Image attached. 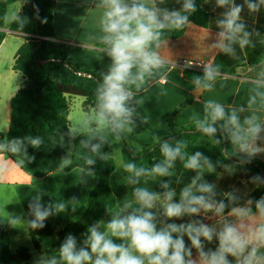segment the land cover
Here are the masks:
<instances>
[{
    "label": "crops",
    "instance_id": "0c3cea01",
    "mask_svg": "<svg viewBox=\"0 0 264 264\" xmlns=\"http://www.w3.org/2000/svg\"><path fill=\"white\" fill-rule=\"evenodd\" d=\"M15 0L5 15V25L0 27V32L6 33L5 39L0 44V117L5 118L7 125L0 134H6L10 125L12 97L26 83V78L19 71L13 69L16 52L25 42L24 35L10 29L13 20L21 13L26 0ZM54 41L66 47L69 58L81 67L94 71L104 69L108 72L111 59L107 56L105 46L101 42L103 36L100 20L104 8L101 0H54ZM151 6L152 0H146ZM235 5L242 6L240 22L245 25V31L249 33V43L264 40V2L261 0H232ZM257 4V9L251 11L248 3ZM155 3V1H154ZM156 6V5H155ZM203 7L212 15L208 26H200L193 22L187 24L185 33L175 39H164L159 48H155L163 60L159 69L145 77L144 82L137 88L130 86L133 93L131 99L134 109L132 118H139L149 124V129L137 132L133 127L127 125L121 130L129 144L137 151L149 148L163 138L168 137L172 128H185L197 126V121L205 120V105L209 102L219 103L223 106L226 118L236 111L243 123L245 117L253 114L259 117L264 127V60L255 65L241 64L233 73L218 74L211 82V88L202 89L199 96L196 94L195 80L189 78L180 67L173 66L171 62L180 58L194 60H208L214 63L217 55L222 50L216 46L220 40L219 33L224 31L219 21L224 19V13L228 6L220 7L216 0H204ZM13 9V16L9 19V13ZM243 34H237V40L231 43L233 53H243V47L239 44V38ZM228 43V41H225ZM135 69L133 72L135 73ZM165 80V81H164ZM19 81V82H18ZM92 111L97 110L93 109ZM89 117L91 112H85ZM88 131L98 128L96 121L87 120ZM225 120L217 121L228 140L230 133L224 128ZM131 128V131L128 129ZM87 132V131H86ZM84 133V132H83ZM81 134V133H79ZM74 134L73 136H76ZM257 146L264 148V131L260 133ZM0 222L3 224L10 236L11 250L20 247L33 248L29 229L34 220L30 204L39 197V203L45 207L51 206V214L43 221L50 222L56 229L60 230L66 224L78 221L82 218L88 205V196L94 186V175L82 168L76 167L67 171L61 169L44 177H36L18 166L7 154V148L0 145ZM119 149V150H118ZM117 155H113V151ZM185 151L190 157L200 152L214 165V171L208 172L203 169V181L215 185L216 200H223L229 207L225 209V215L233 206L244 205L251 200V194L256 190L257 184L252 182V177L239 168L229 166L214 150V144L206 138L188 141ZM235 152L245 157L239 148ZM111 156L116 163L115 170L110 176L112 192L116 196V206L107 212L99 222L100 230H104V224L111 220L112 215L126 201L133 200V191L137 187L147 188L149 191L162 193L163 183H168L171 189H175L179 200V192L183 187L190 184L197 175L194 170L184 169L177 173L173 168L169 176L144 175L138 178L137 183H130L132 174L125 170L126 163L122 155V148L116 147L111 151ZM252 158L264 162V151L257 153ZM162 159H154L149 170ZM231 192L236 196L235 205L229 204L225 193ZM64 204L62 211H57V204ZM253 211L255 208L252 206ZM154 211L162 212L159 205ZM219 218L213 213L201 212L196 216H184L175 220H167V223H187L192 220H201L205 224L215 225ZM163 221L162 216H158ZM98 225V224H97ZM161 226L160 223L157 225ZM52 240L51 247L56 239ZM79 245H81V237ZM115 243H121L119 239L113 238ZM187 246L191 242L187 236L184 237ZM217 241L205 242V250H215ZM50 247V248H51ZM49 248V249H50ZM46 253H48V250ZM41 250V249H40ZM38 252V251H37ZM193 257L197 255L192 249ZM49 254V253H48ZM37 256V253L34 257ZM48 261L54 256L49 255ZM56 256H60L57 253ZM33 257V258H34ZM229 259H232L229 257ZM33 260V259H32ZM28 264V263H27ZM61 264V263H59Z\"/></svg>",
    "mask_w": 264,
    "mask_h": 264
},
{
    "label": "clouds",
    "instance_id": "9594fccd",
    "mask_svg": "<svg viewBox=\"0 0 264 264\" xmlns=\"http://www.w3.org/2000/svg\"><path fill=\"white\" fill-rule=\"evenodd\" d=\"M247 2V0H246ZM264 2V0H261ZM220 7L228 6L219 21L224 31L219 33L220 40L216 44L223 52L232 54L231 43L237 40L241 47L248 44L249 33L240 22L242 6L235 5L232 0H216ZM104 8L100 25L103 36L101 42L105 46L107 56L111 59L108 72L97 90L96 122L100 128L111 127L113 131L123 130L132 123L134 109L129 107L133 97L130 86L137 88L144 82L146 76L159 69L163 60L153 48H159L161 30L165 28H180L188 22V16L180 11L161 10L152 0L149 6L146 0H101ZM184 12H194L193 0H184ZM257 4L248 3L251 11L257 9ZM228 41V43H225ZM135 69V73L133 72ZM215 78L212 67L204 69V80L195 79L196 91L211 88L208 83ZM205 120L197 121L198 128L206 135L213 136L217 132L214 127L217 121L225 120L224 128L230 133L232 143L238 146L246 160L250 161L264 148L257 146L264 127L255 114L245 117L243 123L236 111L226 118L223 106L209 101L205 105ZM131 131V128L128 129ZM20 140L12 141V151H17ZM38 138L31 139L33 147H39ZM3 147V146H0ZM173 147L168 142L161 144L162 163L155 164L150 170L137 168L134 163L125 165V170L132 174L130 183H137L144 175L169 176L174 161L183 159L181 148ZM99 145H93L96 151ZM93 163L91 159L87 161ZM186 169L194 170L197 175L191 183L179 192V200L175 189L168 183H163L162 193L137 187L133 191V200L126 201L115 211L110 221L93 225L84 241V247L77 248L76 240L68 235L62 243L59 253L64 264H264V196L255 201L253 211L252 200L244 205L229 207L223 200H216L215 185L203 181V169L214 171V165L202 153L196 152L185 162ZM259 185L264 183L259 176L252 178ZM229 204L235 205L237 197L231 192L225 193ZM162 212L154 211L157 206ZM29 207L34 215L31 222L33 228L44 227L43 221L51 214V206L45 207L39 203V197ZM64 204L55 206L57 211L64 209ZM201 212L213 213L219 219L215 225L192 220L187 223H167L184 216H196ZM158 216L164 218L158 220ZM158 223L161 226L158 228ZM187 236L191 246H187L184 237ZM121 243H115L114 239ZM217 241L215 250H205V242ZM197 255L193 257L192 249ZM231 257L232 259H229ZM43 264V262H41ZM48 264H56L53 259Z\"/></svg>",
    "mask_w": 264,
    "mask_h": 264
},
{
    "label": "trees",
    "instance_id": "16d2710c",
    "mask_svg": "<svg viewBox=\"0 0 264 264\" xmlns=\"http://www.w3.org/2000/svg\"><path fill=\"white\" fill-rule=\"evenodd\" d=\"M154 1L156 7L162 11H180L188 16V22L182 27L161 30L160 42L182 36L189 22L206 27L212 18L203 7L204 0H193L194 12L183 11L184 0ZM14 2L15 0H0V27H4L7 9ZM54 5V0H26L21 13L10 25L12 31L24 35L25 42L16 52L13 69L23 74L26 83L11 99L9 130L6 134H0V145L7 148L8 156L18 166L33 176L44 177L62 167L67 171L79 167L94 175V186L88 196L86 211L80 220L68 223L60 230L50 222H43L42 228L30 227L33 248L20 247L12 251L10 236L0 222V264L29 263L41 249L45 237L56 239L48 250L49 255L54 256L56 264H64L56 254L59 253L62 243L69 234L75 239L81 237L80 247L85 246L84 241L90 234L88 229L99 224L105 214L116 206V196L110 185L111 173L116 168L111 151L116 147L122 148L126 164L134 163L137 168L149 169L154 159L164 160L160 150L161 144L168 142L173 147L181 144L183 159L178 157L172 167L179 173L184 169V162L189 158L185 151L186 143L206 138L212 141L217 155L229 166L245 170L252 178L259 176L261 181H264V162L255 158L247 161L246 157L235 152L238 146L228 140L224 131L217 125H214L217 132L213 136L204 134L198 126L176 129L171 125L172 132L168 137L142 151L135 150L121 130L113 131L111 127L98 126L73 136L69 120V98L83 97L85 112H88V108L98 110L97 90L107 71L104 69L89 71L81 67L68 57L64 45L53 40ZM5 37L6 33L0 32V44ZM37 60L47 61L42 63ZM263 60L264 40L244 45L243 53L220 52L212 68L215 70L216 78L218 74L233 73L241 64L255 65ZM78 72L89 73L92 77L79 75ZM186 75L193 80L197 77L204 80V72L187 71ZM129 107L133 108L131 100ZM131 119L132 123L129 125L137 132L150 127L142 119ZM35 138L41 141L39 147L30 144V140ZM14 140L22 141L15 152L12 151ZM97 144L99 148L93 151V145ZM89 159L93 161L91 165L87 163ZM262 196H264V183L257 185L250 196L254 208L255 201ZM57 232H60V235Z\"/></svg>",
    "mask_w": 264,
    "mask_h": 264
},
{
    "label": "rangeland",
    "instance_id": "374dc122",
    "mask_svg": "<svg viewBox=\"0 0 264 264\" xmlns=\"http://www.w3.org/2000/svg\"><path fill=\"white\" fill-rule=\"evenodd\" d=\"M20 0L17 2L19 4ZM13 16V9L9 13V19ZM19 82V81H18ZM83 97L72 96L69 98V120L71 123L72 134H79L88 131L89 123L87 120L96 121V111H92L93 108H88V112H91L90 117L84 111ZM7 125L5 118L0 117V129L4 130ZM119 150V149H118ZM113 155H117V151H113ZM76 245H79L80 239H75ZM52 240L50 237H45L42 242L41 250L37 252V256L33 258L28 264H48V258L50 257L46 250L51 247Z\"/></svg>",
    "mask_w": 264,
    "mask_h": 264
},
{
    "label": "built area",
    "instance_id": "2783aa9c",
    "mask_svg": "<svg viewBox=\"0 0 264 264\" xmlns=\"http://www.w3.org/2000/svg\"><path fill=\"white\" fill-rule=\"evenodd\" d=\"M173 66L180 67L184 70L204 72L206 67H213V63L208 60H194L188 58H180L171 62ZM165 81V80H164Z\"/></svg>",
    "mask_w": 264,
    "mask_h": 264
},
{
    "label": "water",
    "instance_id": "95a60500",
    "mask_svg": "<svg viewBox=\"0 0 264 264\" xmlns=\"http://www.w3.org/2000/svg\"><path fill=\"white\" fill-rule=\"evenodd\" d=\"M37 13H38V10H37ZM36 13V14H37ZM34 56L36 57V50H34ZM38 62H42V63H45L47 60H44V61H41V60H37ZM78 74L79 75H83V76H86V77H92V75L91 74H89V73H80V72H78ZM202 90V89H201ZM197 94V96H199V94L201 93V91H199V92H196ZM241 164H245L246 162H240ZM57 234L58 235H60V232H57Z\"/></svg>",
    "mask_w": 264,
    "mask_h": 264
}]
</instances>
